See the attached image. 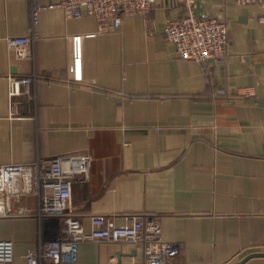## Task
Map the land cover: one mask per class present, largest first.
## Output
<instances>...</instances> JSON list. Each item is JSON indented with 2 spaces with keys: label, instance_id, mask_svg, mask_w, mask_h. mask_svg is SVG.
<instances>
[{
  "label": "crops",
  "instance_id": "crops-1",
  "mask_svg": "<svg viewBox=\"0 0 264 264\" xmlns=\"http://www.w3.org/2000/svg\"><path fill=\"white\" fill-rule=\"evenodd\" d=\"M193 10L227 23L225 62L180 58L165 35L168 20L187 15L180 3L123 16L110 33L95 18L46 10L37 35L15 46L8 40L29 36L30 1L0 0V166L87 156L71 200L85 231L92 216L121 226L153 215L179 247L171 264H264L263 11L235 0H194ZM37 206L23 196L13 208ZM56 225L0 218V241L25 264ZM142 260L131 245L85 242L67 264Z\"/></svg>",
  "mask_w": 264,
  "mask_h": 264
},
{
  "label": "built area",
  "instance_id": "built-area-1",
  "mask_svg": "<svg viewBox=\"0 0 264 264\" xmlns=\"http://www.w3.org/2000/svg\"><path fill=\"white\" fill-rule=\"evenodd\" d=\"M30 1L29 36L9 39L15 46L29 44L37 35L39 14L46 10L61 9L68 18L92 17L100 33L117 31L123 16H147L160 2L180 3L187 15L170 19L166 24V38L175 46L180 58L196 63H220L229 57V32L225 21L210 16H196L194 0H59L41 6L38 0ZM239 5H257L263 11L264 0H235ZM31 80H22L27 88ZM87 156H62L32 164L0 166V218H38L57 220V236L39 243L25 255V264L75 263L81 243L126 244L139 248L141 262L122 264H171L178 254L176 244L162 240V228L153 215L127 216L121 226L105 216L90 217L91 230L85 231L72 212V185L85 180L89 174ZM23 196L37 199V210L17 208ZM0 264L15 263V246L12 241H0Z\"/></svg>",
  "mask_w": 264,
  "mask_h": 264
}]
</instances>
